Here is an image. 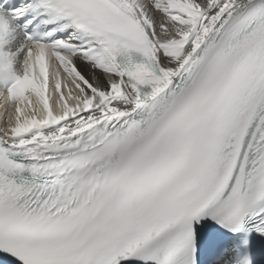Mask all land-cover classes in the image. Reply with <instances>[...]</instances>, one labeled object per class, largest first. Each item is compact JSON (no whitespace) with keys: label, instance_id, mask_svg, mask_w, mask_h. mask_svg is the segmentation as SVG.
Returning <instances> with one entry per match:
<instances>
[{"label":"snow or ice","instance_id":"snow-or-ice-1","mask_svg":"<svg viewBox=\"0 0 264 264\" xmlns=\"http://www.w3.org/2000/svg\"><path fill=\"white\" fill-rule=\"evenodd\" d=\"M0 264H264V0H0Z\"/></svg>","mask_w":264,"mask_h":264},{"label":"bare ground","instance_id":"bare-ground-1","mask_svg":"<svg viewBox=\"0 0 264 264\" xmlns=\"http://www.w3.org/2000/svg\"><path fill=\"white\" fill-rule=\"evenodd\" d=\"M2 107H4V105H3V106H1V108H2Z\"/></svg>","mask_w":264,"mask_h":264}]
</instances>
